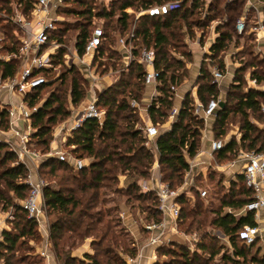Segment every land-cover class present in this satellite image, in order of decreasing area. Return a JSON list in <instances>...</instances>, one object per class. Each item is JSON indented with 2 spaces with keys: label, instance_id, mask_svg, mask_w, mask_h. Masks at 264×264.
<instances>
[{
  "label": "trees",
  "instance_id": "1",
  "mask_svg": "<svg viewBox=\"0 0 264 264\" xmlns=\"http://www.w3.org/2000/svg\"><path fill=\"white\" fill-rule=\"evenodd\" d=\"M173 1L176 0H110L111 7L108 8L96 0H66L59 11L60 14L73 16V19L58 22L51 34V41L62 44L54 59L55 64L60 65L57 70L59 72L51 77L54 72L52 69L36 71V74L46 77V82L25 98L29 106L37 107L31 117L34 131L29 136L28 145L35 142L42 148V154H46L51 147L54 127L72 115L73 110L68 105L76 108L86 98L89 85L84 73L77 65L67 67L64 60L72 39L75 40L79 56L84 54L97 20L104 22L102 28L105 39L94 57L93 65L101 75L110 71L118 72V78L103 91L97 103L106 111L104 122L100 124L97 119L86 120L72 130L64 142V147L71 154L78 158L88 157L90 163L75 169L66 161L45 157L39 164V172L48 169L49 173L59 178L56 186L47 184L43 189L48 215H53L50 219V239L58 264H126L123 257L114 253V248L119 244L116 233L112 231L111 221H105L101 210L92 211L98 203L104 201H100V190H113V182L117 184L119 174L129 176L132 182L126 188L127 202L132 199L153 201L150 222H159L162 213L157 209L155 192H142L138 181L150 177L153 165L158 162L161 180L171 188L178 189L184 184L185 174L190 168L187 157L193 158L199 152L205 119L195 113V100L191 92L185 95L171 128L161 131L157 139V152H152L146 146L147 139L138 126V109L131 107L129 102L130 99L138 102L142 100L146 89L145 68L137 59L128 67H122L123 54L114 46L111 33L127 36L133 31L134 56L139 55L142 47L154 50L155 69L161 84L158 85L160 96L150 105L149 116L153 124L162 125L167 122L175 107L176 93L171 90V86L178 89L189 76L188 64L192 61V52L187 37H194L195 29H208L211 23L218 21V36L209 57L213 65L219 59L217 65L224 72L223 55L233 44L237 45L240 38L235 25L243 13V6L241 0H212L205 9V0H186L164 16L142 15L136 18V13L123 11L131 7L134 12H139ZM35 2L0 0V37L3 38L0 53L8 56L7 59L0 57V75L3 78L14 77L21 62L22 43L16 35L19 27L13 20L14 5L22 15L29 18ZM245 36L250 41L254 40L252 34ZM243 54L251 57L240 62L224 101L225 106L218 109L214 124L216 138H222L232 124V117L239 115L238 124L242 136L240 143L233 138L215 152L217 160L221 162L235 159L240 149L264 152V128L253 121L255 119L261 123L264 119L261 111L264 91L249 87L246 79V74L250 72L251 79H255L258 84L264 83V58L252 56L247 49ZM196 85L197 96L203 106L211 99H218V82L214 81L206 65L202 66ZM45 90L47 95L42 98ZM64 91H67L66 95ZM0 127L3 131L10 129L8 108L4 105L0 109ZM58 172L62 174L58 176ZM28 174L29 169L19 159L17 152L8 142L0 141V203H3L4 210L6 207L14 210L9 221L10 230L2 232V264H43V258L35 254V248L28 243L30 240L39 242L41 239L38 222L28 216L21 203L15 201H24L30 193ZM239 179L243 187L238 189V194L233 191V199L223 201L222 207L239 210L252 201V191L246 187L241 175ZM191 192L194 197L189 196L185 190L177 199L181 206L180 229L186 219L192 217L188 231L193 228L195 217L201 215L204 202L196 188H191ZM190 198L195 199L194 203L190 202ZM215 214L211 224L228 237L231 247V252L226 249L222 253L220 263L264 264V254H252L255 244L247 246L239 238V232L245 225H257L254 212L240 217L233 213L223 215L219 210ZM203 222L199 221L196 229H200ZM88 238L98 239L91 244L94 253H86L84 258L74 255V250ZM109 240L110 245L105 246ZM211 240L213 242L210 244L200 243L198 247L203 252L209 251L210 257L207 259L197 252L191 253L181 239L176 238L171 244L157 248L158 253L171 255V263L157 261L154 264H216L211 262L221 253L223 246L218 247L215 237H211ZM22 250L32 252L34 261L29 262L27 253L18 255ZM125 251L129 256L136 255L135 241L130 242Z\"/></svg>",
  "mask_w": 264,
  "mask_h": 264
},
{
  "label": "built area",
  "instance_id": "2",
  "mask_svg": "<svg viewBox=\"0 0 264 264\" xmlns=\"http://www.w3.org/2000/svg\"><path fill=\"white\" fill-rule=\"evenodd\" d=\"M186 0H176L168 2L162 5H154L149 8L134 12L131 7L123 9L127 13H136V18L142 15H148L150 17L167 15L171 10L179 7L180 3ZM192 1V0H188ZM66 0H36L34 9L29 18L24 15H18L13 17V20L18 23L23 31V35L19 37L21 47V67L14 77L3 78L0 75V91L8 90L12 93H18L22 95V100L18 106L13 105L8 108L10 117V125L18 122L19 120H26L29 122L27 133L20 134L17 130L16 135H21V143L15 144L8 140L7 142L12 146L19 156V159L26 164L29 169L27 183L30 186V193L28 197L21 202L22 207L28 213V216L35 218L37 222H40L45 215L46 204L43 196V189L47 185L46 182L38 174L40 153L31 150L28 146L29 136L31 134L32 125L31 117L37 107H31L26 102V96L35 88L46 82V77L41 74H36V71L43 69H52L54 71L59 70L60 65L55 64V56L62 44L58 41H51V34L57 27V23L63 21L64 18L60 14L61 8L65 5ZM238 34H242L246 28L245 18H241L236 23ZM254 32H264V20L259 19L256 25L252 28ZM134 32L132 31L127 36H119L116 40V48L119 49L122 54L127 53L128 57L123 58L122 67L126 68L130 63L137 59L145 68L144 81L146 86L153 85L155 89V95L152 97V102L156 100L160 93L158 91V85L161 84L159 80V73L155 69V53L152 48L142 47L139 55L134 56ZM105 39V33L102 27L96 26L91 36L89 37L85 46V52L82 56L76 51H72L71 42L68 45V54L65 57L64 64L67 67L77 65L80 67L84 76L86 77L90 86L97 83L100 78V74L96 72L93 65L94 57L99 50ZM3 38L0 37V46ZM113 72V71H111ZM118 74V72L116 73ZM211 74L214 81H219L223 78L224 72L218 65H214ZM253 84H257L255 79H252ZM106 88H102L97 92H94L92 100L84 108H79L74 116V126L72 130L80 127L88 119H97L100 124L105 120V110L100 108L97 103L100 95ZM171 90L177 92V87L172 85ZM221 100L211 99L206 106L200 104L195 107V113L202 115L204 119H208L217 114L219 109V102ZM131 107L139 109L140 103L136 99L129 100ZM150 107V106H149ZM261 111L264 113V104L261 107ZM179 109L172 110L169 118L172 120L176 118ZM142 130L144 136L147 139L146 146L152 151H157V139L160 135V130L157 125L150 123L138 124ZM58 149L51 150L47 153L46 157L56 158L59 161H66L71 164L75 169H81L87 166V162L84 158H78L71 154L63 145ZM225 146V143L219 139L212 143V150L214 152L219 151ZM238 160L242 163L240 173L244 178L245 185L252 191V201L246 204L241 210L238 216L247 215L253 211L256 226L245 225L239 232L240 240L247 246L256 244L258 239H261L264 244V235L258 225L261 220V213L264 212V152L256 151H240L238 154ZM36 161V162H35ZM190 170V168H189ZM188 170V171H189ZM139 186L142 192H155L157 196V209L162 213V220L159 222L152 221L144 226V229L148 233L147 247L157 249L160 246L171 244L175 238L182 240H188L191 242V237L181 231L179 227V217L181 213V206L177 201L183 190V185L178 189H173L167 182H163L161 178L155 188H151L145 183H140ZM202 197L206 196L205 190H199ZM191 238V239H190ZM196 241V236L193 237ZM145 246V247H146ZM45 256V252L41 253ZM144 255V246L139 248V251L135 256H127L125 258L127 264H141V259Z\"/></svg>",
  "mask_w": 264,
  "mask_h": 264
},
{
  "label": "crops",
  "instance_id": "3",
  "mask_svg": "<svg viewBox=\"0 0 264 264\" xmlns=\"http://www.w3.org/2000/svg\"><path fill=\"white\" fill-rule=\"evenodd\" d=\"M247 1H249V5H248L249 7H248L247 11H243L241 17H239L237 19V21H238L241 18H245V20H246L245 31L242 34H238L237 28L235 25V30H236L238 36L240 35L239 36L240 38H242L244 36V34H246V32H247L246 31L247 25H248L247 21L249 20L250 12L254 13L256 15L254 22H256L257 19L258 20L259 19L264 20V17L260 18V16L264 15V2L261 0H247ZM20 15H22V14H20ZM67 20L70 21L69 19H67ZM218 23L219 22L216 20L212 23L213 25L211 26V29H212L213 33L208 37L204 36L203 32H198V31H197L196 37L193 40L187 37L186 41L188 42L189 47H190L191 52H192V61L189 62V64H188V68H189L188 78L185 80V82L180 87H178L177 92H176L174 106L177 109L181 108L184 97L189 92H191L193 97H194L195 107L199 106L201 104V102L197 96L198 87L196 85V82H197L198 77L202 73V66L203 65H206V67L210 73L214 67V65H212L213 63H212L209 55L211 53V47H212L214 41L216 40V38L218 36V33L216 32V27H217ZM255 25L256 24L251 25L252 26L251 30ZM248 34L254 35V39L258 42V45L261 46L259 51L264 53V32L263 31H260V32L252 31L251 33H248ZM71 46H72L71 47L72 51L73 52L76 51L75 40H73L71 42ZM238 51H240V47H237L235 44H233L223 55V61H224V65H225L224 76L222 79H220L218 81V86H219V90H220V95L218 98L221 101L226 100V96H227L229 87L234 80L236 70L240 66V62H238L235 58H233V54L237 53ZM4 59H7V58L4 57ZM20 67L21 66H19V69H20ZM97 73H99V72H97ZM117 78H118V74H114V72L110 71L109 73H107L105 75H101L100 78L98 79L97 83H95L93 86L92 85L89 86L90 89H88V93H87V96L84 99V101L79 105V107L74 108L72 106V110H73L72 115L67 120H65L64 122H61L60 124H58L57 129L54 133V137H55V140L53 142L54 143L53 147H55V148H53L54 150L58 149L61 146L60 143H64L66 137L69 136L70 133L72 132V128L74 126V122H73L74 116H75L76 112L78 111V109L86 107V105L92 100V98L94 96V92H97L104 87L107 88ZM246 79H247V83H248L249 87H253L257 90L264 91V83H262V84H258V83L253 84L252 83V79L250 77V72H248L246 74ZM154 95H155L154 86L153 85H147L145 92L143 94L141 103H140V107L138 109V113H139L141 123L152 122L150 119V116H149V106H150V103L152 101V97ZM0 99L3 101L4 106H6L7 108H10L11 106L13 107V105L18 106L20 104V101L22 100V95L18 94V93H12V91L3 90V91H0ZM140 108H142L141 113H140ZM173 121H174V119L172 120L171 118H169L167 120V122L164 123V127H165L164 130L170 129ZM215 121H216V115L213 117H210L208 119H205V127L202 129V136H201L202 147L199 149V152L197 153V155L195 157H193V158L187 157L188 163L190 165V170L187 171L185 174V181H184L185 185H183V190H187L189 187L196 188L197 191L203 190V189L199 188V186H197L196 182L200 178L206 176V172L210 166H213L214 169H219L222 172H224V174L227 176V178L230 180L232 179L234 181V183H238L239 176L240 175L242 176V174L240 173V168H241L242 163L238 160V154L240 151H245V150L240 149V151L238 152L237 157L235 159L227 160V163H225L223 165L218 164L216 158L214 157L215 152L212 150V143L215 140L221 139L226 145L230 140L235 138L236 141L238 143H240L241 136H242L241 132H240V124H232L231 125V127H232L231 134H229L231 136L226 134V137L216 138V136L214 135L215 134V132H214ZM253 121L255 123H257L260 127L264 128V125L257 122L255 119H253ZM28 124H29V122L26 120H19L18 122L10 125L9 130L2 131V134L4 135L5 138L0 139V141L7 142L8 140H10V141L14 142L15 144H20L21 143V135L24 133H27V131H28V126H29ZM17 130L20 132L21 135H16ZM158 168H159V165H158V162H156L153 165L150 177H148L146 179H140L138 181V184H139V182L145 183L148 186H150L151 188H155L159 182V179H160ZM241 209L238 210V215H239ZM258 225L260 228L262 227L261 230H262V234H263L264 233V230H263L264 229V212L261 213V220L258 222ZM10 228H11V224L9 222L7 215H0V241L3 240L2 232L4 230H10ZM38 231H39L40 237H41L40 241L35 242V241L31 240L33 247L35 248V254H37L43 258V264H58L56 257H55L54 250H53V245H52V242L50 239V219L46 213L42 217L40 222H38ZM135 238L137 240L136 236H135ZM91 244H92V240L85 242V244H82L81 246H79L77 249L74 250V255H76L78 257H80V256L83 257L86 253H92V249L90 247ZM153 249L149 248L146 250V253L149 252L148 253L149 255L147 257H149V259L151 260V261H149L150 264H154V260H156L155 259L156 258V255H155L156 252L152 251V254H151V252L148 251V250H153ZM42 252H45V256L41 255Z\"/></svg>",
  "mask_w": 264,
  "mask_h": 264
},
{
  "label": "rangeland",
  "instance_id": "4",
  "mask_svg": "<svg viewBox=\"0 0 264 264\" xmlns=\"http://www.w3.org/2000/svg\"><path fill=\"white\" fill-rule=\"evenodd\" d=\"M98 3L102 2L105 4L106 7H111L110 6V0H96ZM210 1L212 0H205V9L207 8L208 3H210ZM242 6H243V11H247L248 9V5H249V1L247 0H241ZM74 5V4H72ZM75 6V5H74ZM21 11L16 9V6L14 5V16H18ZM62 17L65 19H69L70 21L73 19V16H67L63 13ZM241 17V16H240ZM263 16H260V18H263ZM256 18V15L254 13L250 12L249 15V20L248 25H247V29H246V34H244V36L242 38H238V44L236 45L237 47H240V51H238L237 53L233 54V58H235L238 62H241L242 59H249V55L247 54H243V51H245L246 49L248 51H251L252 56L256 57V58H264V53L259 51L261 46L258 45V42L254 39L252 41L246 39L245 35H248V33H251V25L256 24L258 19L256 20V22H254ZM259 18V17H258ZM15 22V21H14ZM5 23V22H3ZM16 23V22H15ZM16 25L19 27V31H17V36L18 38L21 37L23 35V31L20 27V25L18 23H16ZM96 25L103 27L104 26V22L102 20H97L96 21ZM213 24H210V27L208 29H195V35L194 37L192 36L190 39H194L197 35V31L198 32H203L204 36H210L213 32L211 29V26ZM251 30V31H250ZM112 38L114 41V46H116V40L118 37V33L116 32H112ZM240 36V35H239ZM74 39H72L73 41ZM71 41V42H72ZM0 57L4 58H8V56H5V53H0ZM128 57L127 53H123V58L126 59ZM219 59H217V63H215V65L218 64ZM213 65V64H212ZM20 66H21V62H20ZM59 71H54L50 76L54 77L55 73H57ZM117 72H114V74H116ZM49 76V77H50ZM89 85V84H88ZM90 86V85H89ZM88 86V89H90ZM67 90V88H65ZM67 94V91H64V95ZM47 95V90L43 91L42 93V98L46 97ZM69 104V103H68ZM3 106V101L0 99V109ZM68 106H71V104H69ZM79 107V106H78ZM142 111V108H140V113ZM239 115H234L231 119L232 124H238L239 121ZM262 118V117H261ZM64 122V121H62ZM60 124V123H59ZM230 124L227 128V135L231 134V125ZM261 124L264 125V119H262ZM56 125L53 129V140L51 142V147L50 150L48 152H50L51 150H54L53 148V142L55 140L54 137V133L57 129ZM160 132L163 131L165 129L164 124L162 125H157ZM205 127V126H204ZM2 128L0 127V139H4V135L2 134ZM34 131V128H32L31 133ZM215 135V134H214ZM216 136V135H215ZM231 136V135H229ZM226 137V136H224ZM66 140V139H65ZM29 148L31 150H34L38 153H40V158L37 159V161L40 163L41 160L43 158L46 157V154H42L43 150L42 148H40V146H38L37 144H35V142H32L31 144L28 145ZM12 147V146H11ZM202 147V139H201V146ZM214 157L216 158V155H214ZM85 161L87 162V164L90 163V160L88 157L84 158ZM217 160V158H216ZM219 165H223L225 163H227V160L224 161H218ZM159 169V175H160V167ZM241 170V168H240ZM38 174L41 176V178L46 182V184H50V185H57L58 182V177L52 175L51 173H49L48 169H44L41 172H39V168H38ZM62 172H58V176L61 175ZM132 182L131 178L129 176H126L125 174H119L118 175V182L117 184L115 182H113V190H110L108 188H102L100 190V201L104 200L103 203H98L97 207L93 208L92 211L97 212L98 210H101L102 213L105 215V221L107 222L108 220L111 221V226H112V231L116 233L117 235V239H118V247H115L114 253H117L120 257H123L124 259L129 256L128 252H126V247L128 245H130V242L135 241V245L137 248V252L139 251V248L144 246V255L143 258L141 259V264H150L149 261H151L149 259V257H147L149 254L146 253V250L149 249L150 247H147V239H148V233L147 231L144 229V226L147 225L148 223H150L151 220V213H150V209L152 208L153 205V201L151 200H144L142 202L137 201L135 199H132L130 202H127L128 196L126 195V188L128 187V185ZM197 186H199V188L206 190L207 194L206 196L202 197L201 195V199L204 201L202 204V208L201 210L202 213L200 216H196L194 219V226L192 229H190L188 231V226L190 221L192 220V217H190L189 219H186V221L181 225V231L187 233L191 238V242H189L188 240H182L181 241L186 245V247L189 249V251L191 253H199L200 256H202L203 258L207 259L210 257L209 251L207 252H203L202 250H199V245L200 243H207L210 244L211 243V237H215L216 239V243H218V247L223 246V249L221 250V253L219 255L216 256L215 259L212 260L211 263H220V257L222 255V253L226 250L229 249V251L231 252V247L230 242L228 240V237H226L224 235V233L221 231V229H219L218 227H216L215 225L211 224L212 219L215 217V211H220L223 215L228 214V213H233L236 217H240L238 216V209H234L232 207H222V202L223 201H229L232 200V192L234 191L235 194H238V189L243 187V182L241 181V179L238 178V183H234V181L231 179H228L227 176L224 174V172H222L219 169H214L213 166H210L206 172V176L200 178L197 182H196ZM140 188V186H139ZM233 188V190H231ZM116 189L118 190V192H116ZM140 190H142L140 188ZM145 193V192H144ZM186 193L191 196L194 197V194L191 192V187H189L186 190ZM235 198V197H234ZM190 202L194 203V198H190ZM15 201L17 203H21L22 201L15 199ZM46 214L48 215V210L46 207L45 210ZM14 214V210L12 209V207H6V209L4 210V206L3 203H0V215H7L9 221L12 217V215ZM49 216V215H48ZM53 216V215H52ZM51 216V217H52ZM51 217L49 216V219H51ZM204 221L202 225H200V229H196L198 227V222L199 221ZM106 224V223H105ZM262 228V227H261ZM187 230V231H186ZM264 230V229H263ZM264 235V233H263ZM135 236L137 237V240L135 238ZM196 236V241L193 240V237ZM175 238H178L177 236H175ZM130 239L132 241H130ZM92 240L93 241H98V239L95 238H88L86 239L85 242ZM85 242L83 244H85ZM213 242V241H212ZM29 246H33L31 240L28 242ZM123 244V246H122ZM106 245H110V240L105 242V246ZM146 246V247H145ZM92 249V253H94V249L92 246H90ZM153 249V248H151ZM151 252L152 251L156 252V260H154V263L157 261H160V263H164L165 261L168 263H171V255L167 254V255H162L161 253L157 252V249H153V250H148ZM28 254L29 262H33L34 258L31 255L32 252L26 251V250H22L20 251V253L18 255L21 254ZM146 253V254H145ZM252 254H258L259 256H262L264 254V244L262 243L261 239H258L255 246L252 248ZM131 256V255H130ZM135 256V255H134ZM152 256V255H151ZM81 258H84V256H80ZM126 261V260H125ZM224 263V262H221ZM220 263V264H221ZM0 264L1 261H0ZM127 264V263H126ZM174 264V263H172ZM176 264V263H175Z\"/></svg>",
  "mask_w": 264,
  "mask_h": 264
},
{
  "label": "water",
  "instance_id": "5",
  "mask_svg": "<svg viewBox=\"0 0 264 264\" xmlns=\"http://www.w3.org/2000/svg\"><path fill=\"white\" fill-rule=\"evenodd\" d=\"M224 106H225V102L224 101H220L219 102V109L223 108Z\"/></svg>",
  "mask_w": 264,
  "mask_h": 264
}]
</instances>
